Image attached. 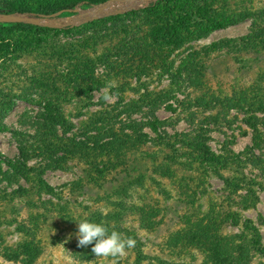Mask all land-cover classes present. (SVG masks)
I'll use <instances>...</instances> for the list:
<instances>
[{"label":"rangeland","instance_id":"rangeland-1","mask_svg":"<svg viewBox=\"0 0 264 264\" xmlns=\"http://www.w3.org/2000/svg\"><path fill=\"white\" fill-rule=\"evenodd\" d=\"M52 1L65 0H0V14L44 22L0 20V152L44 168L0 173V264H25L12 257L23 245L29 264H113L78 245L77 220L98 214L135 235L118 264H264L245 226L264 247V0H67L42 13ZM100 118L129 135L97 144ZM47 136L88 146L48 168L26 150Z\"/></svg>","mask_w":264,"mask_h":264},{"label":"trees","instance_id":"trees-1","mask_svg":"<svg viewBox=\"0 0 264 264\" xmlns=\"http://www.w3.org/2000/svg\"><path fill=\"white\" fill-rule=\"evenodd\" d=\"M67 1V0H65ZM63 1V2H65ZM90 3H95V2H99L102 0H88ZM63 2H49L46 5L43 6V9L41 10L42 13H53L56 12L57 10L61 9V8H68L71 7V5H69L68 3H66L67 5L62 4ZM68 2V1H67ZM42 7V6H41ZM19 25H21V23H19ZM26 26L30 27V28H35L38 26H35L34 24H25ZM64 30H70L72 29L71 26L70 27H65L63 28ZM51 102H49L50 104ZM57 116H52L50 118H47L49 121L51 122H56V123H64V119L62 118L61 114H56ZM120 116V115H118ZM117 116V117H118ZM152 117H154L153 120H150L148 122H145V124L149 123L152 125L153 129L155 131L158 132V127H157V119L156 117L153 115ZM126 120H129L128 118ZM124 121L127 123V121ZM112 122V121H111ZM111 122H109V120H104L103 118H100V120H98L97 122H95L93 124V128H95L96 130V134L94 135V137L97 138V144H99V141L101 138V136H111L114 138V141H110L111 144H115L117 142L116 139L118 140H122V138L124 136H128L129 134L126 132L124 133L123 137H120V133H118V128L116 126V123L112 124ZM138 123L136 120L134 119H130L128 121V126L131 127L132 124H136ZM138 126V125H137ZM86 135L85 139H90L93 137H90V135H87V131L84 132ZM45 140L43 139V149L41 147L36 146L35 144H31L28 145L29 148H27L26 150L31 151L34 155H43V159L45 157L48 156V159L50 161H53L55 164L52 165V163L47 164V167H61L62 163L65 161V153L68 150V145H73L76 140H73L70 144H68V142L64 143V138L63 137H59V138H46V142H44ZM87 140H83L81 141L80 139L77 140L75 147L72 148V151H74L76 154L79 153V151L81 149H85L87 145ZM45 143V144H44ZM64 143V144H63ZM65 148V149H64ZM202 149V154H200V159L204 162L208 161V162H213L215 160V155H213V152L210 150V148L203 144L201 146ZM60 151L63 152V154H60ZM81 153V152H80ZM254 154V152L252 153V155ZM257 160L264 162V159L261 155H256L254 156ZM27 159V157H25ZM3 163L9 165V168L12 169L13 171L10 172L9 170H3ZM108 166V162L106 163L105 167ZM42 164H40L39 166H29L27 164V162H22L20 160H10L7 159L6 157H4L2 155V153L0 152V173H3V175L5 177L9 176L11 177V175H13V173H18L21 175H28L30 172H37L39 174H42L44 171V168L42 167ZM100 171L103 172L104 170L100 168ZM47 187L51 188V186L48 184H46ZM45 186V187H46ZM101 216L100 214H98V217H96V221L100 222ZM91 220V219H89ZM92 221V220H91ZM108 226V224H105ZM246 228L251 231V235H252V240L254 242V245L259 246L261 251H264V247H262V236L260 233V228L255 225L254 223H252L251 220H247L246 224H245ZM135 236L134 234L131 235V237ZM93 247V246H92ZM21 253H26L28 254V257H30L29 259H27V262H25V264H29L34 257V253L32 254L31 250H30V246L29 245H23L21 251L15 253L12 257L14 258H18ZM32 254V255H31ZM86 257H91V254L89 252H86ZM241 259V257H240Z\"/></svg>","mask_w":264,"mask_h":264},{"label":"clouds","instance_id":"clouds-1","mask_svg":"<svg viewBox=\"0 0 264 264\" xmlns=\"http://www.w3.org/2000/svg\"><path fill=\"white\" fill-rule=\"evenodd\" d=\"M107 102L110 97L108 93L103 95ZM77 220V219H75ZM78 221V245L86 247L93 245L91 251L96 258L107 260L111 258L113 264H118L127 255V250L135 247L137 241L134 237L111 230L103 222L90 221L87 218Z\"/></svg>","mask_w":264,"mask_h":264},{"label":"water","instance_id":"water-1","mask_svg":"<svg viewBox=\"0 0 264 264\" xmlns=\"http://www.w3.org/2000/svg\"><path fill=\"white\" fill-rule=\"evenodd\" d=\"M0 20L13 22H29L34 24H43L44 22L39 18L31 16L16 15V14H0Z\"/></svg>","mask_w":264,"mask_h":264}]
</instances>
